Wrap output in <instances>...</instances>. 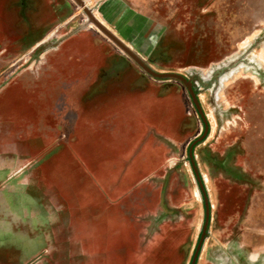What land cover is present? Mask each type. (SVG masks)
<instances>
[{
	"label": "rangeland",
	"instance_id": "1",
	"mask_svg": "<svg viewBox=\"0 0 264 264\" xmlns=\"http://www.w3.org/2000/svg\"><path fill=\"white\" fill-rule=\"evenodd\" d=\"M79 34L103 55L80 104L149 92L154 117L39 113ZM101 202L122 225L94 262L264 264V0H0V264H86Z\"/></svg>",
	"mask_w": 264,
	"mask_h": 264
},
{
	"label": "crops",
	"instance_id": "2",
	"mask_svg": "<svg viewBox=\"0 0 264 264\" xmlns=\"http://www.w3.org/2000/svg\"><path fill=\"white\" fill-rule=\"evenodd\" d=\"M76 44H78L79 46L77 47ZM101 49L99 48V46H96L94 44V42H92V40L88 37L87 34H79L78 37H73V42L71 45H64L61 52L62 54H64V52H66L67 54H71L73 56V58L78 62V68L82 67V69H86L83 78H71V79H64V78H44L46 79V82H52V83H57L56 85V89L55 93L53 92L52 95L53 97H49V98H53L55 101L48 103V97H39V100H46L45 103L43 102L41 104L40 107V114L44 115L47 114L48 112H51V114H55V115H61L63 117L64 114H68L67 113H61V108H63L64 106H69V108L73 109L76 107L78 109H80L82 107V109L87 108L88 111L93 110V111H97L99 114H103L106 112V107H109L111 105H114L115 107H122L124 110H126V108L130 107L129 109H136V112L141 113V114H145L147 116H149V114L152 115V117H154L155 114V98L154 95L152 93L146 92L145 94L143 93L142 96L138 97L136 100H131V98L128 97L127 93H122V95H117L114 97H103L102 99H100V101L96 102V103H92L93 105L89 106L87 105H81L80 101H79V88H80V84H86L87 82L90 81V75L93 73L94 68L97 67V65L99 64V62L102 59L101 55ZM53 79H56L55 81H53ZM59 83V84H58ZM70 84V85H69ZM65 85V87H64ZM71 87V88H70ZM75 87L77 89H75ZM60 88V89H59ZM47 98V99H46ZM38 99V98H37ZM110 99V100H107ZM114 101V104H112L111 102ZM44 104V105H43ZM111 104V105H110ZM81 105V106H80ZM128 110V109H127ZM140 122H137V124H139ZM34 141L36 140H32L30 139L29 142V146L31 147L34 143ZM38 141H42L41 139H39ZM93 144H97V146H99L98 144H104V140H98L97 142H93ZM47 144L45 143L44 146H46ZM95 153L100 155H103V152L100 150H96L94 151ZM31 155V154H30ZM95 156V155H94ZM39 160L41 161L42 159H47L48 155H44V154H40L39 155ZM100 157L97 156V159H99ZM56 159L57 158H53ZM113 159V158H112ZM105 160V161H104ZM104 161V162H103ZM110 161V157L105 156V157H101L100 158V162L102 163H109ZM107 168L105 167V170ZM137 168L133 167L132 171H127L126 173L124 172V174H118V173H111L109 174V176H118L121 180L120 182L124 179H131L132 183L134 180H136L137 178H140L142 175L140 174L141 172L139 170H136ZM103 172L101 176L102 178H108V174H106L105 171H101ZM99 172V173H101ZM94 177V175H93ZM119 185H124L128 186L130 183H124V184H120ZM121 187V189L123 188ZM133 196L136 197V199H138V197L134 194ZM96 205V213H95V218L91 219H87V220H78L77 222H75V228H74V234L75 237L77 238V241L80 242L81 240H83L82 242L84 243L85 240L89 241L88 243H90V241L92 240V238L95 239L96 243H103L104 247L102 251H95L93 252L92 255H88V253H86V255L84 256V258L87 260L86 264H88L89 260H92V264H102L99 262H104L106 260L107 257V252L105 250V247L107 244H111L112 242V236L117 232L118 227H120L122 224L120 223V218L119 216H114L115 218H118V222L113 218V214H112V209L111 208H107L105 207L106 204H104V202L95 204ZM128 206L125 205V208H127ZM82 228V229H81ZM119 233V232H117ZM82 234H86L83 235L81 238ZM75 238V239H76ZM90 239V240H89ZM86 247H84L83 249H85ZM89 251V250H87ZM98 259L100 260L99 262H94L93 260Z\"/></svg>",
	"mask_w": 264,
	"mask_h": 264
},
{
	"label": "water",
	"instance_id": "3",
	"mask_svg": "<svg viewBox=\"0 0 264 264\" xmlns=\"http://www.w3.org/2000/svg\"><path fill=\"white\" fill-rule=\"evenodd\" d=\"M72 42H73V39H72V40H70V42H69V43L67 42V44H65V45H71V44H72ZM76 46L78 47L79 45H78V44H76Z\"/></svg>",
	"mask_w": 264,
	"mask_h": 264
}]
</instances>
